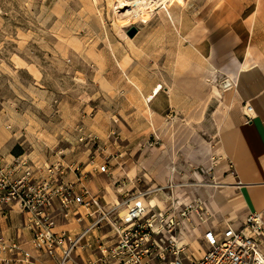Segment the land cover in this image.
Returning <instances> with one entry per match:
<instances>
[{"label": "rangeland", "instance_id": "rangeland-1", "mask_svg": "<svg viewBox=\"0 0 264 264\" xmlns=\"http://www.w3.org/2000/svg\"><path fill=\"white\" fill-rule=\"evenodd\" d=\"M119 2L0 0L1 152L64 165L68 181L75 167L92 171L101 196L125 177L163 186L173 167L200 194L226 190L223 156L184 154L206 120L215 129L232 88L195 46L227 20L264 31V0H183L144 23ZM106 164L114 178L99 172Z\"/></svg>", "mask_w": 264, "mask_h": 264}, {"label": "built area", "instance_id": "built-area-1", "mask_svg": "<svg viewBox=\"0 0 264 264\" xmlns=\"http://www.w3.org/2000/svg\"><path fill=\"white\" fill-rule=\"evenodd\" d=\"M63 168L0 150V208L20 207L30 245L0 232V264H39L32 251L55 264H264V215L222 227L198 190L206 186L177 181V167L163 186L147 175L115 180L114 199L90 187L92 171L75 167L68 181ZM112 168L99 172L114 178Z\"/></svg>", "mask_w": 264, "mask_h": 264}, {"label": "crops", "instance_id": "crops-1", "mask_svg": "<svg viewBox=\"0 0 264 264\" xmlns=\"http://www.w3.org/2000/svg\"><path fill=\"white\" fill-rule=\"evenodd\" d=\"M264 24V23H263ZM262 23L249 19L227 20L197 41L196 52L231 85L223 117L211 130L206 120L204 135L192 132L190 141L196 149L184 154L199 156L200 162L223 156L232 172L226 176V190L205 189L201 197L216 212L218 223L240 226L254 212L264 215V31ZM206 119V118H205ZM188 130L187 132H191ZM187 137L185 138V140ZM201 157V158H200ZM129 175V174H128ZM233 180L232 182L229 180ZM111 186L106 194L115 198ZM213 190V191H212ZM243 220L241 222H235ZM24 217L17 205L0 208V232L29 249V238L23 231ZM214 228H218L213 224ZM65 228H68L65 226ZM39 264H55L40 258Z\"/></svg>", "mask_w": 264, "mask_h": 264}, {"label": "bare ground", "instance_id": "bare-ground-1", "mask_svg": "<svg viewBox=\"0 0 264 264\" xmlns=\"http://www.w3.org/2000/svg\"><path fill=\"white\" fill-rule=\"evenodd\" d=\"M119 6L121 10L129 9V13L138 10L139 14L137 18L144 23L154 16L157 8L163 7L168 12L169 16H172L169 7L170 6H179L180 3H183V0H136L130 2L129 0H120ZM148 10L150 12H148Z\"/></svg>", "mask_w": 264, "mask_h": 264}, {"label": "water", "instance_id": "water-1", "mask_svg": "<svg viewBox=\"0 0 264 264\" xmlns=\"http://www.w3.org/2000/svg\"><path fill=\"white\" fill-rule=\"evenodd\" d=\"M136 33V29H134V34ZM134 34L132 36H134Z\"/></svg>", "mask_w": 264, "mask_h": 264}]
</instances>
